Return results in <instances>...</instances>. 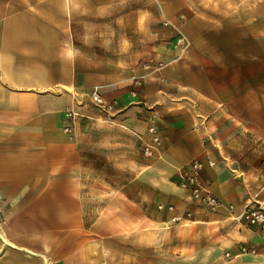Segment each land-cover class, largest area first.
<instances>
[{
  "label": "crops",
  "instance_id": "1",
  "mask_svg": "<svg viewBox=\"0 0 264 264\" xmlns=\"http://www.w3.org/2000/svg\"><path fill=\"white\" fill-rule=\"evenodd\" d=\"M138 1L148 6L121 25L118 0H0V264H148L150 234L162 254L165 238L182 256L206 241L216 264H264L258 228L200 205L177 173L201 160L234 213L264 208V173L208 163L213 125L264 142V0ZM153 19L162 43L147 50L135 31L152 37ZM149 57L161 67L144 70ZM96 86L108 113L90 102ZM68 107L81 115L67 119ZM152 124L162 140L147 157Z\"/></svg>",
  "mask_w": 264,
  "mask_h": 264
},
{
  "label": "rangeland",
  "instance_id": "2",
  "mask_svg": "<svg viewBox=\"0 0 264 264\" xmlns=\"http://www.w3.org/2000/svg\"><path fill=\"white\" fill-rule=\"evenodd\" d=\"M118 1L119 3L117 5L120 12L117 15V17L115 16L113 17V19H117V21L120 22L121 25L124 23L127 14L129 15V18L130 16H132L133 18L135 15H137V13L139 14L142 12L141 10L142 8L148 6V3L144 1L142 2L138 0H129L130 12H126L124 11L126 1L125 0H118ZM105 14L108 13L105 12ZM132 18H131V25L133 24ZM109 19L105 17L104 21H109ZM154 20L155 19H153L154 23L152 26V34H151L152 37H148L144 35L143 25L139 27L141 28L140 31H135L136 37L142 40L141 41L142 44H144V42L147 41L148 44L145 43L147 47H144L147 50H156L159 44L162 43L160 38H162L161 33H163L164 31L163 27L165 25L163 24V22L154 21ZM121 30L123 29L121 28ZM130 35L132 36L134 35V33L131 32ZM174 37H175L174 39H176L177 36ZM171 39H173V37ZM146 60H147L146 62L150 63L151 65H157L161 67L162 62H159L158 60H155L151 57L147 58ZM134 75H136V72L134 71V69H131V77L129 78L133 82H135L133 80ZM133 91L135 92V94L137 93V90H133ZM107 101L111 103V101L109 100ZM229 120H233V119L229 118L228 121ZM213 128L216 130L218 129V133L220 135L217 141H213V146L217 148L219 154L218 157L214 160L215 161L214 166H217L221 170H227L228 172L234 174L239 178H245L246 175L245 171L247 172V170L253 171L256 175H260L264 173V151H263L264 142L259 138L258 130L255 131L252 129L250 131V137L243 138L241 135L243 129L242 126L231 125V124L227 125L223 123L218 127L213 125ZM105 163L106 164L108 163L107 165L109 166V168L111 167L110 159H106ZM250 175L254 176L252 172H250ZM217 196L225 203L234 205L235 208V204L229 202L227 199L221 197L219 194H217ZM221 210H226V209L221 208L213 212H218ZM158 243H159L158 238L156 240V237L153 234L146 236V242L141 243V246L139 248V253L141 255H146V258L147 256H151L150 262L148 264H216L217 262V259L215 258L216 254L210 252L208 242L206 241L203 243L202 248L200 247V250L192 254L189 255L187 254L183 256L174 253V251L171 249V244H170L172 242L171 241L169 242L166 238H165V253L162 254V251L158 249V245H159ZM251 250L253 251V249ZM248 251H250V249L246 248L245 252ZM229 256L230 253L224 254L225 258H229Z\"/></svg>",
  "mask_w": 264,
  "mask_h": 264
},
{
  "label": "built area",
  "instance_id": "3",
  "mask_svg": "<svg viewBox=\"0 0 264 264\" xmlns=\"http://www.w3.org/2000/svg\"><path fill=\"white\" fill-rule=\"evenodd\" d=\"M177 43L182 46L183 50L186 49L188 43L184 35L180 33L177 38ZM144 70H150L151 64L148 62H144L142 65ZM145 78V75H134L133 80L135 84H142V80ZM90 102L100 108L103 112H109L112 104L109 103L104 95L101 93L98 86L94 87L89 94ZM82 101L80 102V104ZM81 113L75 107H68L66 110V118L70 120H74L76 117L80 116ZM71 126H66L64 130L66 132H70ZM149 133L152 136L151 141L144 144L143 153L145 156H152L157 151L158 146L161 144V135L159 133L158 126L156 124H152L149 126ZM209 165L214 166L215 163L213 161L208 162ZM205 168V163L201 160H193L185 167L178 168V178H179V186L182 189L188 190L190 192L191 197L197 201L200 205L208 208L212 211H217L221 208L226 209L230 212L235 220H239L250 227L258 228L261 232V235L264 239V208L255 203L248 202L242 212L239 214L234 213V205L227 204L223 200H221L217 194L211 189L202 179V171ZM160 209H163L164 206H160ZM169 210H173V206L168 207ZM181 217H175L174 221L180 220ZM245 251L246 248H243ZM255 248H253V252H255Z\"/></svg>",
  "mask_w": 264,
  "mask_h": 264
}]
</instances>
